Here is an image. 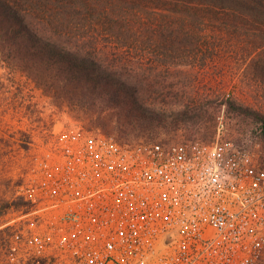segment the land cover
I'll return each instance as SVG.
<instances>
[{"label": "built area", "instance_id": "built-area-1", "mask_svg": "<svg viewBox=\"0 0 264 264\" xmlns=\"http://www.w3.org/2000/svg\"><path fill=\"white\" fill-rule=\"evenodd\" d=\"M18 195L13 262L264 264V167L233 141L64 130Z\"/></svg>", "mask_w": 264, "mask_h": 264}, {"label": "trees", "instance_id": "trees-1", "mask_svg": "<svg viewBox=\"0 0 264 264\" xmlns=\"http://www.w3.org/2000/svg\"><path fill=\"white\" fill-rule=\"evenodd\" d=\"M240 45L264 81V0H0L4 67L57 108L125 135L171 118L140 105L144 67L208 65Z\"/></svg>", "mask_w": 264, "mask_h": 264}, {"label": "rangeland", "instance_id": "rangeland-1", "mask_svg": "<svg viewBox=\"0 0 264 264\" xmlns=\"http://www.w3.org/2000/svg\"><path fill=\"white\" fill-rule=\"evenodd\" d=\"M247 54L240 45L224 48L208 65L144 67L139 76L146 79L141 92L146 99L140 105L171 118L166 124L146 121L128 129V135L117 123L99 127L69 108H57L35 84L0 62V264H34L12 261L10 222L25 209L19 186L64 130L84 127L128 141L165 144L223 139L252 151L264 167V81L257 80L254 56ZM18 87L26 100L17 98Z\"/></svg>", "mask_w": 264, "mask_h": 264}]
</instances>
